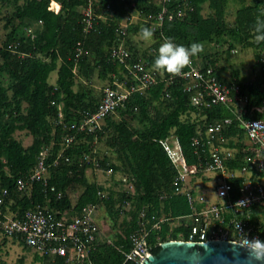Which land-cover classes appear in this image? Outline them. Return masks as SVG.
<instances>
[{"label":"trees","instance_id":"trees-1","mask_svg":"<svg viewBox=\"0 0 264 264\" xmlns=\"http://www.w3.org/2000/svg\"><path fill=\"white\" fill-rule=\"evenodd\" d=\"M53 1L61 4L58 14L49 10ZM238 1L241 7L231 24L227 19L230 0H170L169 10L184 14L167 20L160 33L152 31L154 43L143 49L144 43L138 38L142 37V28L150 27L138 18L161 12L155 0H0V25L5 31L0 41V190L10 191V199L14 201L11 210L16 217L39 205L68 218L79 216L84 207H103L117 229L115 237L107 240L99 230L95 251L82 264H124L126 254L133 248L131 237L140 229L143 210L149 228L155 223L152 217L158 221L189 214L186 197L175 191L177 172L162 143L174 131L188 164L196 166L198 156L194 153L193 139L213 122L235 120L227 107L194 106L196 93L186 91L185 80H170V74L157 70L159 75L163 73L160 79L165 80L133 94L96 132L74 133L70 127L98 109L103 92L94 86L96 77L108 80L114 89L140 86L127 68L111 59L113 47L124 45L131 54V64L141 61L156 70L154 61L165 38L185 47L201 44L203 50L191 58L199 69L220 65L224 56L220 48L225 46L229 51L237 46L253 48L257 80L243 83L238 71L233 77L238 84L245 85L250 96L244 119L264 118V110L260 111L264 108V39H257L264 36V0ZM90 3L95 23L87 34L82 9ZM128 22L131 23L123 34L121 25ZM29 28H35L34 35L27 33ZM14 43H19L16 53L9 49ZM79 43L83 54L76 58ZM56 71L58 79L52 85L50 76ZM239 126L235 120L223 134L229 145L234 146L235 138L238 146L244 148L245 134ZM17 133L31 137L33 144L25 146ZM73 135L74 142L66 148V139ZM97 145H103L107 151L101 155ZM44 149H49L48 162L63 152L59 165L49 175L51 186L62 198L45 195L39 184L30 186L19 197L16 193L19 179L32 172ZM85 155L90 156L89 162L84 161ZM93 158L98 159L100 168L94 166ZM228 166L231 169L246 166L245 156L238 155ZM89 169L104 172L112 169V176L120 174L123 179L116 182L117 189L106 188L89 180ZM163 195L166 197L161 199ZM127 201L130 205L123 210ZM254 216L256 220V212ZM186 229L166 222L153 230L148 242L154 255L161 251L160 244L187 240ZM13 238L26 250H32L21 237ZM35 261L69 264L65 258H47L38 253ZM20 263L24 264V260Z\"/></svg>","mask_w":264,"mask_h":264},{"label":"built area","instance_id":"built-area-1","mask_svg":"<svg viewBox=\"0 0 264 264\" xmlns=\"http://www.w3.org/2000/svg\"><path fill=\"white\" fill-rule=\"evenodd\" d=\"M169 1L155 0L161 7V12L158 15L149 14L146 18H138V20L142 24H148L153 32L160 33L167 20L173 21L184 14L183 11L177 10L171 12L168 8ZM49 10L58 14L61 4L53 1ZM82 16L84 31L88 34L95 23L91 3L88 8L82 9ZM130 23L121 25L123 34ZM34 31L35 28H29L27 33L34 35ZM78 46L76 58H80L83 54L80 48L81 43ZM18 47L19 43L9 45V49L15 53ZM231 52L238 53L237 50ZM110 57L115 63L127 68L130 76L140 86L104 89L98 109L94 113H87L80 123L70 127L74 133L96 132L104 120L123 107L133 94L165 80V78L160 79L163 73L159 75L157 70L148 68L141 61L131 64V54L124 45L113 47ZM176 78L187 82L185 87L187 92L196 93L193 99L194 106L227 107L233 113L239 127L244 130L248 143H245L244 148H240L237 139L233 138L234 146L229 145V139L225 138L223 132L234 125V119L227 118L213 122L193 139L192 146L194 153L198 156V164L190 166L178 136L172 131L162 145L177 172L174 181L175 191L186 197L191 212L158 221L156 217H152L155 223L149 228L147 213L143 210L140 216V229L131 237L133 248L126 254L124 264H143L153 253V248L148 242L150 233L166 222L171 223L173 227L187 228L188 239L179 240L184 242L206 243L220 240L243 245L245 238L249 240L258 238L264 241V185L262 184L264 180V118L244 119L243 115L250 103V96L245 85L238 84L234 77H231V80L225 78L221 65L199 69L191 59V64L183 69V74L171 75L170 80ZM237 106H241L242 109L236 108ZM262 110L264 108L260 111ZM74 139V135L66 139V148L74 142ZM241 154L245 156L246 166L239 169L229 168L228 162L236 161L237 156ZM62 155L63 152L58 158L48 162L49 149H44L38 156L32 172L19 179L16 188L18 196L22 197L30 186L39 184L45 195L55 194L61 199L62 194L51 186L49 175L51 169L59 165ZM90 160V156L85 155L84 161ZM92 162L96 168L101 167L98 159L93 158ZM207 172L216 173L215 189L217 195L225 200L223 205L197 206L194 191L188 184V180L205 175ZM108 173L112 174L113 170L110 169ZM99 195L104 197L102 192H99ZM11 197L8 189L0 190V233L21 237L26 246L42 257H62L69 264H82L89 260L90 255L95 251L99 233V225L93 218L96 207H84L79 216L68 218L66 215L60 217L49 208L39 205L37 209L28 210L21 217H16L11 210L14 203ZM165 197L163 195L161 199ZM129 205L128 201L125 202L123 210H127ZM254 212L257 213L256 220ZM0 264H3L1 259Z\"/></svg>","mask_w":264,"mask_h":264},{"label":"rangeland","instance_id":"rangeland-1","mask_svg":"<svg viewBox=\"0 0 264 264\" xmlns=\"http://www.w3.org/2000/svg\"><path fill=\"white\" fill-rule=\"evenodd\" d=\"M241 7V3L238 0H230L228 6L227 19L228 22L233 24L236 19V13ZM208 13L207 6H205L206 15ZM4 30L1 29L0 25V41L3 39ZM138 40L142 41L143 49H148L154 43L153 37L150 40H144L143 37H139ZM234 50H237V54H233L231 50L229 51L227 46L220 48L223 51V58L220 65L224 67L225 78L231 80L235 71H238L240 79L243 83H249L257 80L258 74L254 67H256V51L253 48H241L237 46ZM258 71V70H257ZM58 79V72H53L50 76V84L55 85ZM257 82V81H256ZM110 82L108 80H100L97 77L94 81V86L98 92H103L104 89L110 87ZM236 108L242 109L241 106ZM16 137L23 141L25 146H30L33 144V139L27 136L25 133H17ZM245 143L248 141L245 139ZM98 152L103 155L107 150L103 145H97ZM87 176L91 182H97L98 184L106 188H118L116 182L120 181L122 176L112 174L100 170L89 169L87 171ZM215 177L216 173L207 172L205 175H199L196 178H191L188 180V184L195 193V201L197 206L201 207L203 205H223L225 200L217 195L215 189ZM264 185V180H262ZM93 218L99 225V230L103 238L112 241L115 237L117 229L114 227L112 219L108 216L105 208H98L93 214ZM36 252L32 250H26L24 245L19 241L14 239L12 236H7L0 233V259L5 264H21L20 260H24V264H39L35 261Z\"/></svg>","mask_w":264,"mask_h":264},{"label":"water","instance_id":"water-1","mask_svg":"<svg viewBox=\"0 0 264 264\" xmlns=\"http://www.w3.org/2000/svg\"><path fill=\"white\" fill-rule=\"evenodd\" d=\"M143 264H264L249 259L238 243L214 240L206 243L169 241L152 253Z\"/></svg>","mask_w":264,"mask_h":264},{"label":"clouds","instance_id":"clouds-1","mask_svg":"<svg viewBox=\"0 0 264 264\" xmlns=\"http://www.w3.org/2000/svg\"><path fill=\"white\" fill-rule=\"evenodd\" d=\"M259 20L257 24H259ZM260 32V28H256ZM144 40H150L153 32L150 28L141 29ZM257 39H264V36H258ZM203 50L201 44L193 43L190 47L175 44L171 38H165L159 47V54L154 61V68L158 71H165L172 76H181L183 69L191 64V58L198 55ZM243 202H241L242 204ZM252 261L264 262V241L258 238L244 239L243 245Z\"/></svg>","mask_w":264,"mask_h":264}]
</instances>
